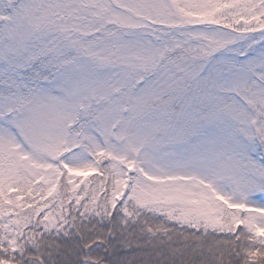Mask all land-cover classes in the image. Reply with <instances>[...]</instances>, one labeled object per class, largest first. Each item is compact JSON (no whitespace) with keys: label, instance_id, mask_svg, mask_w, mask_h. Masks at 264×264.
Segmentation results:
<instances>
[{"label":"snow or ice","instance_id":"6c2138e0","mask_svg":"<svg viewBox=\"0 0 264 264\" xmlns=\"http://www.w3.org/2000/svg\"><path fill=\"white\" fill-rule=\"evenodd\" d=\"M0 264H264V0H0Z\"/></svg>","mask_w":264,"mask_h":264}]
</instances>
